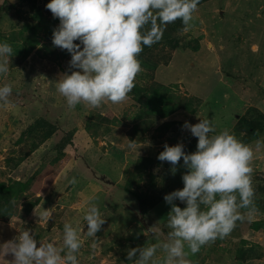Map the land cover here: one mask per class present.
Here are the masks:
<instances>
[{
  "label": "rangeland",
  "instance_id": "rangeland-1",
  "mask_svg": "<svg viewBox=\"0 0 264 264\" xmlns=\"http://www.w3.org/2000/svg\"><path fill=\"white\" fill-rule=\"evenodd\" d=\"M23 1L0 0V43L10 44L13 50L9 72L0 74V86L9 84L13 90L7 103L0 101V180L31 182L25 195L14 202L15 215L0 217V245L28 229L39 242L63 247V226L70 223L84 242L76 254L79 264H130L129 249L167 240L171 205L164 196L182 189L184 182L174 186L172 178L165 177L164 168L169 167L165 162L150 168L156 172L154 200L141 208L136 196L125 189L128 179L133 175L138 183L140 159L155 157L165 144L182 143L186 153L195 152L198 138L182 126L186 121L196 124L209 119L216 127L214 135L227 129L253 148L254 201L260 209L250 222L238 221L230 235L201 247L187 260L189 264H264V231L251 228L254 220L264 219V0H199L188 26H177L171 33L167 29L179 45L165 40L153 44L140 59L139 55L140 62L149 66L141 63L142 71L127 99L118 104L105 101L99 108L83 102L68 107L57 87L64 74L73 70L71 54L53 46L43 30L27 56L23 39L11 40L25 23L46 26L53 18L47 1L38 0L43 20L33 15L32 0ZM151 85L170 88L196 111L149 116L148 131L134 130L141 122L135 118L142 107L137 90ZM249 122L257 125L256 134L248 132ZM166 123H171L168 130L161 129ZM68 139L75 140L77 149L64 161L66 154L58 149L64 150ZM56 157L53 165H64L62 170L46 169ZM73 178L75 184L70 183ZM28 200H37L29 212ZM175 203L186 206L179 200ZM92 204L106 221L95 238L87 236L84 220ZM45 209L53 212L49 222L39 217ZM153 226L159 239L145 235ZM240 247L255 248L254 257H238ZM165 255L157 249L153 259L162 264ZM12 259L0 255V264H11Z\"/></svg>",
  "mask_w": 264,
  "mask_h": 264
},
{
  "label": "clouds",
  "instance_id": "clouds-1",
  "mask_svg": "<svg viewBox=\"0 0 264 264\" xmlns=\"http://www.w3.org/2000/svg\"><path fill=\"white\" fill-rule=\"evenodd\" d=\"M198 4L199 0H50L46 7L60 21L53 46L71 54L73 70L64 74L57 87L68 107L83 102L99 108L105 101H125L142 71L138 56L144 46L158 43L168 24L181 20L188 26ZM12 51L10 44L0 43V74L9 72ZM12 91L9 84L0 86V101L7 103ZM182 127L198 138L197 150L186 153L182 143L165 144L157 157L173 170L182 158L188 169L182 177L184 187L164 196L171 205L167 222L171 231L164 242L129 249L130 264H158L153 259L157 249L166 253L162 264H189L190 254L230 235L238 221L250 222L257 211L253 148L227 129L214 135L216 127L209 119L196 124L186 121ZM129 147L135 145L130 142ZM70 183L75 184V178ZM176 200L186 206L181 208ZM52 215L45 209L39 217L49 222ZM84 220L90 238L106 222L95 204ZM63 229V247L39 242L31 230L24 229L16 239L0 245V255H11V264H79L76 254L84 242L72 224L65 223ZM149 234L159 239L154 226L145 235Z\"/></svg>",
  "mask_w": 264,
  "mask_h": 264
},
{
  "label": "trees",
  "instance_id": "trees-1",
  "mask_svg": "<svg viewBox=\"0 0 264 264\" xmlns=\"http://www.w3.org/2000/svg\"><path fill=\"white\" fill-rule=\"evenodd\" d=\"M28 1L29 0H24L21 3L22 4L27 3ZM45 1H47V3L50 2V0H45ZM7 2L10 3L9 0H7ZM38 2H39L38 0H32V9L35 11L33 15L38 17L39 20H43L42 14H41L42 10L38 6L39 5ZM11 5L12 4H10V6ZM3 7H6V6H3ZM41 23L33 24V25L25 23L20 34L18 36L17 35L12 36L13 39L11 38V40L13 41L17 39H23L22 41L24 43L25 56H27V54H29L32 51V49H34L35 46L39 43L37 39L38 38L37 34L39 33V31L43 30L45 32V36L48 37L50 40H53V32L55 29L58 28V27H55V24L57 23L59 25L60 21L58 18L53 17L51 18L49 23L45 22L44 25L46 26H43V24ZM183 25L184 24L181 20H177L174 23L168 24L166 27V30L164 31L165 34H163L162 39L158 43H155V44H160L161 42H165V40H167L169 41V43L177 47L179 45L178 43L179 39H176V37H174L173 39H170L169 31H167V29L170 28V33H171L174 29H177V26H183ZM26 30L31 31L32 33H30L29 35L28 34L25 35L24 32ZM151 47L144 46V49L139 56V59L141 56H143L144 52H146V50H148ZM141 63L149 66L148 62L143 61ZM137 93L138 95L136 94L137 95L136 99L140 101L142 100V107L140 108L139 114H137L135 118L137 117V119H140L141 122H140V125L138 123H137L138 125L135 124L134 130L140 128L142 134L148 131V129L150 128V124H149L150 122L148 121L149 116L157 115L161 117H167L180 109H184L192 113L196 111L195 107L184 102L181 96L174 94L170 88L163 87V89H161L159 86L151 85V86H145V87L139 88L137 90ZM241 120L244 121V118L243 117L240 118V121ZM170 124L171 123H166L165 125L161 126V129L168 130V126ZM35 126H37V124H35ZM246 126L248 128L249 133L256 134L257 128H258L256 124L254 123L251 124V122H249V124ZM48 136L49 134L44 135L40 141L41 142L44 141ZM41 142L39 143L41 144ZM35 144L36 143L33 142V145L37 146ZM76 149H77V143L75 142V140L68 139L67 146L65 145V149H64L67 152H64L62 147H60L58 150L59 152L62 151L61 155L66 154L63 159H65L64 161H67L68 159L72 158ZM159 153L160 152H157V155L155 157L148 156L145 158H141L139 163L137 164L138 168L142 171L139 174L141 180L138 183H136L135 179H133L135 176L133 177V175H131L130 178L128 179V182L125 185V189L131 194L136 196V198L138 199V204L140 205L141 208L148 207L151 203H153V200H154V197H153L154 194L151 190L152 188L153 189L155 188L156 172L150 168L162 165L163 162H161L157 158ZM54 160H57V157L49 161V165H47L45 168L49 169L50 167L51 169H58L56 170V172H60L64 165L54 166L53 165V162H55ZM18 163L19 162H17L16 164ZM165 163L167 164V166H169L167 169L164 168L165 170L164 172H166L165 177L170 176V178H172L174 186H176L177 184L183 183L182 177L188 171V169H186L183 166V159L181 158V161L176 166L175 170H173V166L170 163L166 161ZM144 173L148 176L149 178L148 181L143 180V177L145 176ZM30 182L31 181H22L20 179V180H11L8 183L6 181L0 180V217L1 218L6 219V218H10L11 216L15 215L16 209L14 206L15 204L14 202L20 200L25 195L26 191L30 187ZM36 204H37V200L36 201L28 200L26 203L25 209L29 212L32 210V208ZM256 207H257L256 208L257 210L260 209V205L258 202L256 203ZM251 228L257 231L259 230L264 231V219L254 220L251 223ZM254 251H255V248L253 247H249V249H246V250L240 247L237 249V255L241 259L252 258L255 255Z\"/></svg>",
  "mask_w": 264,
  "mask_h": 264
},
{
  "label": "water",
  "instance_id": "water-1",
  "mask_svg": "<svg viewBox=\"0 0 264 264\" xmlns=\"http://www.w3.org/2000/svg\"><path fill=\"white\" fill-rule=\"evenodd\" d=\"M10 2H15L16 0H9Z\"/></svg>",
  "mask_w": 264,
  "mask_h": 264
}]
</instances>
